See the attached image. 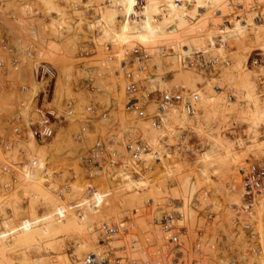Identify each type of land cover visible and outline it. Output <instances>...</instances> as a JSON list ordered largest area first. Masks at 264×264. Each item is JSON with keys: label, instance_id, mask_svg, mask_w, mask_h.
<instances>
[{"label": "rangeland", "instance_id": "rangeland-1", "mask_svg": "<svg viewBox=\"0 0 264 264\" xmlns=\"http://www.w3.org/2000/svg\"><path fill=\"white\" fill-rule=\"evenodd\" d=\"M160 1L163 4L170 2ZM116 2L0 0V36L4 35L12 47L11 51L3 50L0 43V132L9 141L7 147L0 144V223L4 228L0 238L8 240V246H0V264H80L84 255L98 246V226L103 220L119 225L110 240L116 246L113 249L115 254L133 258L135 264H153L156 258L164 264H258V258L264 252V190H255L253 201L248 203V196L244 197L243 170L247 171L251 163L264 167V152L258 153L250 146L255 139L250 130L251 112L257 105L264 108V47L255 44L259 29L249 18L247 24L251 27L244 36L249 45L247 50L240 49L233 39L224 37L225 34L216 29L217 19L211 18L218 15L223 22H230L237 14L246 17L245 0H222L220 6L208 8L207 12L213 13L208 16L209 21L207 19L203 29L199 28L200 31L181 33L179 30L173 34L176 38L172 35L174 39L165 35L166 39L173 40L171 43L167 44L168 40L163 36L165 41L160 38L161 41L152 44L156 54L159 44H167L169 52L164 54V58L160 52L155 55L164 64L162 71L153 60L155 56L151 55L155 68L145 59L149 69L145 67V74L137 77V92L145 97L147 114L156 107V100L147 98L150 90H155L150 96L157 97V89L176 86L187 93H198L196 103L203 98V93L208 92L202 81L196 82L198 86L194 90L190 79L185 84L175 79V70L170 68L172 58L188 70L203 69L211 85L219 89L215 101L202 117L201 127L175 123L173 132L167 129L159 143H151L147 135L150 129L161 127V121L156 126L151 125L150 117L137 116L123 107L126 94L116 66L118 59L130 48L124 50L120 48L123 46H115L112 40H106L107 25L100 9ZM252 4L255 19L264 23L263 1L252 0ZM141 6L138 8L142 9ZM193 7L194 4L188 2L185 8L188 13L186 19L192 27L204 17L195 14ZM123 15L121 11L117 14L116 28L123 23ZM98 24H101L103 34H98L101 33L96 28ZM188 34L199 37L215 35L217 48L208 52L199 49L189 54L188 48L191 49L194 43ZM185 38L186 41L183 40ZM108 41L112 43L110 50L105 49ZM207 43H210L209 39ZM222 46L223 51L220 50ZM82 50L89 52L81 55ZM13 56L18 59L16 69ZM186 56L196 58V65H190L194 67L181 62ZM213 58L218 60L213 61ZM243 59L253 71L252 79L259 85L257 101L247 97V90L239 84L244 70L239 65ZM41 61L49 63L55 70V78L47 86L44 103L63 112L66 102L72 101L73 109L68 119H57L51 136L38 139L29 151L31 131L25 134L30 129L20 135L15 134L11 129V119L21 111V100H29L23 110L24 119L28 122L30 99L41 83L32 77L31 71ZM96 71L103 72L99 91L90 90L87 85ZM161 76L165 81L162 84L159 81ZM46 82L43 80L42 84ZM20 84L28 85V89L22 90ZM46 99H51V102L47 103ZM88 104L95 107L97 115L107 109L108 117L97 116L86 124ZM181 111L185 110L181 107ZM189 115L197 116V112ZM63 126L65 129H61ZM109 129L119 137L127 131L137 135L135 131L140 130L149 147L140 152V162L129 156L124 158L125 176L123 171L114 173L107 168L89 176L83 156L97 137L108 135ZM209 131L230 140L232 148L225 149L227 147L221 143V147L212 145L217 137L210 135ZM259 135L264 137V122L260 125ZM210 137L216 139L211 140ZM153 148L160 151L152 155ZM31 159L35 160L32 166L35 179L25 181L22 168L25 169ZM40 161L44 163L42 169L39 168ZM185 181L196 185L188 197L182 189ZM37 185L57 192L60 203L48 200ZM57 185L61 187L62 195ZM93 199H97L94 202L97 213L88 219L93 227L92 235H78L57 226L51 235L39 234L35 240L26 236L34 227L50 219L67 221L72 204L79 203L82 210ZM172 210L185 213L184 218L179 215L174 221L179 244L167 240L159 221L161 215ZM123 225L126 230H122ZM131 239L136 242L130 248ZM64 257L70 261H63Z\"/></svg>", "mask_w": 264, "mask_h": 264}, {"label": "bare ground", "instance_id": "bare-ground-1", "mask_svg": "<svg viewBox=\"0 0 264 264\" xmlns=\"http://www.w3.org/2000/svg\"><path fill=\"white\" fill-rule=\"evenodd\" d=\"M114 1L115 0H110V2H113V3H114ZM141 1H142V3H141ZM262 1L264 3V0H262ZM188 2H192L194 4L193 8H194L195 14L204 15L203 19H201V21H199L197 23L198 25L196 24V26H193V27L190 25V23L186 19L188 13L185 12V8H186ZM113 3L108 4V5H104L100 8L101 12H102V17L105 20L106 25H107V27H106L107 33H105L106 34L105 35L106 40H112L113 45H115V46L117 44L121 45L123 47H120V48H123V49L124 48H126V49L131 48V46L133 44H139L143 48H146L151 53L152 56H155V55L157 56L158 53L160 52L161 56L164 58V54H167L169 51H168V49H166V50L164 49L163 51H161V45L166 46L167 44H169L173 41V40L172 41L168 40L169 38L166 39L165 35H171L168 37H171V39H174V38H172V35L177 33L179 30L180 31L182 30L181 33H184V32L195 33V32H197V30H199V28L203 29V27L205 26V23H207L206 22L207 19L209 21V17L213 13V12L208 13L207 12L208 8L215 6V5L220 6V4H222V0H185V2L183 0H181L177 4L174 2V0H170V2L168 4H163L162 1H160V0H146L145 4H144V0H117L116 4H113ZM227 3H228V1H227ZM143 4H144V6L142 7L141 5H143ZM243 5H244V11L247 13L246 17L242 16V14H237V15L232 17V20L230 22L229 21L223 22L221 20V17H218V15H217V18H213V16H212L211 18L214 19V21H216V19H217L216 26H218V27L217 28L215 27V28L220 29L225 34V35H223L224 37L233 39V41L236 44H238L240 49L247 50L249 48V45L246 43L244 36L247 35V30L251 27V25L247 24V19L249 18L251 21L255 22V25L259 29V33H258L259 37L257 36L258 35L257 34L256 35L257 40L255 41V44H258V45L264 47V23L259 22L255 19V15H254L255 11L253 10L254 6L252 4V0H245ZM140 6L142 7V9L138 8ZM217 8H219V7H217ZM120 11L122 12V14L124 13V15H123L124 21L122 20L123 23L121 24V26L119 28H116L114 26V21L116 19H118L117 14ZM220 25H221V27H219ZM96 28H98V31H101V33H98V34H103L101 24L96 25ZM221 31H219V32H221ZM188 35H190V34H188ZM188 35H185V37ZM250 35H252V34H250ZM163 36L166 40H168L167 41L168 43L167 44H159V46H158L159 52H157V54H156V52H153L156 50L152 49L153 48L152 44L153 43L157 44L158 41H161L160 38L163 39ZM199 36H197V34H195V36H191L190 38L188 37L194 43V45L191 46V49L188 48L189 54H191L192 52H195V50H199V49L200 50L202 49V50L208 52L210 50L212 51L213 49L217 48L216 42H215V38H216L215 35H213V36L207 35V36H201V37H199ZM253 36H255L254 33H253ZM165 39H163V41H165ZM207 39L210 40L209 44L207 43ZM183 40L186 41L187 38H185ZM154 46H155V44H154ZM220 50L221 51L224 50L223 46L220 48ZM152 56L147 58V60L151 63V67L155 68V65L152 63V59H151ZM156 56H155V59H153V60H154L155 64L157 65V68L159 69V71H162V69L164 68V64L162 63V60ZM188 57H190V56H188ZM190 58H192V57H190ZM215 59L218 60V58H215ZM170 61H171L170 68L175 70V72H174L175 79L182 80V82L184 84L186 83V81L188 79H190V82L192 83V85H194V90H196L197 89L196 87L198 86V85L197 86L195 85L196 82L202 81V83L203 82L205 83V85H206L205 87L207 88L208 92L203 93V98H201L197 102V110H196L197 116L192 117L186 111L182 112L181 107L176 106V105H170L167 108L163 109V111L160 113L159 122L154 125V126H156V125L160 124V121H161V127H159V128L157 127L156 129H152V130L150 129V131L147 135L148 140L151 143H157L160 139H162L165 136L167 129L170 131V133H172L173 132V126L175 123H180L184 126L192 124V125H196V126L201 127L203 115L208 112V109L210 108V106L215 101V98H216L215 94L219 93V89L216 86L211 85L212 82L210 81L209 76H207L203 72V69H200V71H198L197 69L188 70L187 67H182L181 65H179L178 61H176L175 58H172ZM135 64H136V67H133V65H135ZM133 65L130 69L129 74L132 75V77H134V78H137L139 76L141 78L143 76V74H145L144 73L145 67L149 69V66H150L149 64L146 65L145 59L144 60H134ZM188 66H190V65H188ZM239 66L244 68V70L241 71L242 74L240 76L242 81L241 82L239 81V84H241V86H243L245 88L243 90H247V94H246L247 97L248 96L253 97L257 101L258 100V96H257L258 91L257 90L259 88V85L256 83V81H254L252 79L253 71H251L250 68L247 66L246 59H243ZM190 67H194V66H190ZM118 77H119L118 79L120 80L121 86H122V80L123 79H122L121 71L118 72ZM159 81L161 82V84L165 82L164 78L162 76L159 78ZM191 83H189V84H191ZM241 86H238L237 88L241 89ZM150 91H152V90H150ZM149 92L147 94V98L149 100H156L155 97L149 96ZM198 99H199V95H198ZM217 99H218V97H217ZM27 111H28V109H27ZM251 115L253 118L251 121V129L250 130L252 131V134L254 135L255 139H254V142L250 146L252 148L254 147L257 151H259L258 153H261V152L263 153L264 152V137L261 138L259 134H260V125L264 122V108L257 105L256 109L251 112ZM61 129H65V127L63 126V127H61ZM29 131L30 130H28L25 135L29 134ZM31 133H30L31 142H29V144H30L29 145L30 146L29 151H31L30 148L34 147L35 143L38 141V139L35 138V136ZM209 134L217 137V139L213 137L214 139H216V142L212 145H217V147H221L220 146V143H221V145H223L224 147H227L225 149H228V148L231 149L232 148V143L230 140H227L223 137L217 136L216 134H214L211 131H209ZM213 138H211V140ZM214 141L215 140H213V142ZM45 145H41V147H44ZM153 149L154 150H153L152 155L154 153H157L160 151V149H158V148H153ZM147 155H149V154H147ZM147 155L145 154V156H147ZM33 164H35V160L31 159L29 164L26 165L27 167L25 166L26 167L25 169L22 168L24 170V172H21V173H25V175L23 176L24 178H26L25 181H27V180L33 181L35 179V175L33 174V169H32ZM38 164H39V168L41 167V169H42V167H44V163L42 161H40V163H38ZM36 168H38V167H36ZM107 169L109 171L114 172V173H119V172L124 170V165L122 162L116 168L109 167ZM39 170L40 169H38V171H36V172H39ZM203 171H205V170H203ZM125 172H124L123 176L126 175ZM35 174H37V173H35ZM116 175H118V174H116ZM136 177H137L136 174L133 175L134 180L136 179ZM27 183H29V182H27ZM37 186L45 194V196L48 198V200H52L56 204L60 203V195L57 192L51 191L48 188H44L41 185H37ZM195 187H196V185L194 183L190 184L189 181H185L183 183V187H182L184 195L187 196V194H190V193L193 194L192 191L195 189ZM56 188L58 189V192L62 195L61 187L57 185ZM189 198H190V196H189ZM96 201H97V199H93L91 202H87L86 207L82 210H81L79 203L72 204L70 206V207H72V210H69V215H68L67 221L61 222L60 219H50L49 222L46 221L45 224H40V225H37L36 227H34L31 230V233L29 235L26 234V236H30V239L33 238L35 240V239H38L39 234L51 235L55 232V230L57 229V226L64 227V230L66 229L65 231H67V232L71 231V232L77 233L78 235L79 234L82 235V234H86V233H89L92 235L93 227L88 223L89 222L88 219H89V216L91 217L92 214L97 213L96 212L97 204L96 203L94 204V202H96ZM184 202L182 205L184 207L183 209H185ZM98 203H100V202H98ZM98 205H100V204H98ZM79 210H81V211H79ZM188 210L190 212L191 209H188ZM98 211H99V209H98ZM175 211H176L177 215L174 217V221L176 220V218L179 215L181 218L185 217V213L182 214L181 211H179V212L177 210H175ZM188 214H187V216H189ZM183 215H184V217H183ZM179 220L181 221L182 219H179ZM179 220H177V221L180 223ZM154 221H157V220L154 219ZM179 225H180V227H182L181 224H179ZM0 227H2V228H0V233H2L4 231V228H3L1 223H0ZM27 240H29V239H27ZM36 241H38V240H36ZM134 242H136V240H134ZM179 243H181V242H179ZM179 243H175V244H179ZM0 246H2V247L8 246V240L5 237L0 238ZM62 260L65 262L70 261V259L68 257H64ZM80 264H84L83 258L81 259ZM258 264H264V252L258 258Z\"/></svg>", "mask_w": 264, "mask_h": 264}, {"label": "built area", "instance_id": "built-area-1", "mask_svg": "<svg viewBox=\"0 0 264 264\" xmlns=\"http://www.w3.org/2000/svg\"><path fill=\"white\" fill-rule=\"evenodd\" d=\"M109 1V0H108ZM181 0H174L177 4ZM121 17V16H119ZM0 43L3 50L11 51L12 47L9 45L7 38L4 35L0 36ZM111 42L108 41L105 44V49L110 50ZM170 48V47H169ZM166 50L165 45H161V51ZM88 54L89 51L82 50ZM151 56V53L140 46L139 44H133L130 49H128L117 61L116 72L121 71L123 78V89L126 94V99L123 103L124 109L132 114L141 117H150V124L155 125L160 120V113L163 109L170 105H176L182 107L187 113H194L197 110V99L198 93L196 92H184L182 88L173 86L168 88L157 89L159 95L155 97L156 107L151 114H147L145 110V97L142 94H138V79L132 77L129 74L130 69L133 65L134 60H144ZM217 60L215 58L212 59ZM12 62L14 69L17 68L18 59L17 57H12ZM181 62H185L187 65H196V58H190L188 56L181 59ZM0 65H2V58L0 57ZM32 77L37 81H41L39 89L35 95L31 96V102L29 104V118L26 123L24 119L23 110L28 106L26 102L29 100H21L20 109L17 114L11 119V129L12 131L20 135L25 132L27 128L30 129L35 138H47L51 136L54 132L55 123L58 118L68 119L70 111L72 108V101L66 102V107L63 112H58L54 105L44 103L45 95H47V86L49 82L55 78L54 68L47 62L41 61L36 66L32 68ZM103 72H97L95 77L91 81L87 82L88 88L90 90L99 91L101 89ZM43 80H47L46 84H42ZM44 86V87H43ZM41 87V88H40ZM22 90L28 89V85L20 84ZM155 90L149 92L152 94ZM151 97V96H150ZM47 103L51 102V99H46ZM85 120L86 124L95 117L106 118L108 117L107 109L100 111L97 115L95 107L92 104L86 106ZM24 120V123L22 122ZM109 133L106 137H97L92 144L87 148L86 154L83 156V160L86 167V173L89 176L97 175L104 168H116L119 166L124 158L129 156L130 158L140 162V152L149 147L147 142L142 138V133L140 130H136L137 135L131 134V132L123 133L120 137L114 130H108ZM0 144L4 147L9 145L7 137L0 132ZM155 156H157L155 154ZM4 169H8L4 166ZM134 173H137L134 171ZM243 182H244V197L248 196V203H251L254 198V192L264 190V167L258 163H251L247 171L243 170ZM177 215L175 210L165 212L160 216V224L165 233V236L169 242L179 243L178 233L176 231V224L174 222V217ZM132 223L129 224L131 226ZM122 230H126V226H121ZM182 228V227H179ZM119 225L112 224L106 220L100 222L98 226V236L97 244L98 246L84 255V264H135L136 260L133 258L128 259L127 256H122L120 254H115V245L110 243L113 235L118 231ZM129 246L134 244V240L129 241ZM153 264H164L161 259H154Z\"/></svg>", "mask_w": 264, "mask_h": 264}]
</instances>
